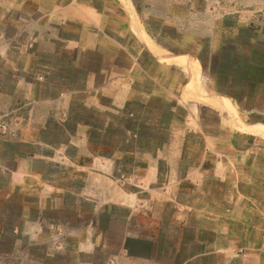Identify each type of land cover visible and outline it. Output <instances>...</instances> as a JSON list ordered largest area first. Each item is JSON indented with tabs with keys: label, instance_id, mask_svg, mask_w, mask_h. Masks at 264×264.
<instances>
[{
	"label": "crops",
	"instance_id": "1",
	"mask_svg": "<svg viewBox=\"0 0 264 264\" xmlns=\"http://www.w3.org/2000/svg\"><path fill=\"white\" fill-rule=\"evenodd\" d=\"M0 25L31 82L80 83L164 137L143 143L153 215L129 259L264 264V0H0Z\"/></svg>",
	"mask_w": 264,
	"mask_h": 264
},
{
	"label": "rangeland",
	"instance_id": "2",
	"mask_svg": "<svg viewBox=\"0 0 264 264\" xmlns=\"http://www.w3.org/2000/svg\"><path fill=\"white\" fill-rule=\"evenodd\" d=\"M13 30L0 25V264H137L123 246L139 251L126 239L143 232L141 207L153 215L137 168L163 136L72 93L80 83L31 82Z\"/></svg>",
	"mask_w": 264,
	"mask_h": 264
}]
</instances>
